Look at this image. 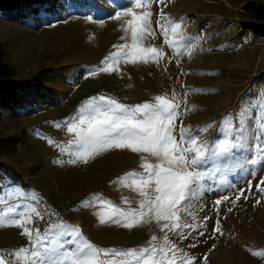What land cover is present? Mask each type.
<instances>
[{
	"label": "rangeland",
	"instance_id": "374dc122",
	"mask_svg": "<svg viewBox=\"0 0 264 264\" xmlns=\"http://www.w3.org/2000/svg\"><path fill=\"white\" fill-rule=\"evenodd\" d=\"M245 1L152 0L145 8L134 0H58L46 3L52 11L40 21H15L0 13L1 57L31 88L22 104L0 108V199L5 201L0 209L35 207L41 216L33 215L27 227L43 233L62 222L78 227L82 239L100 248L159 245L167 234L192 264H264V159L254 149L257 119L264 115V38L244 27L250 17L242 9ZM129 7L152 13L155 36L142 46L161 49L158 61L125 62L128 49L118 46L132 42L130 28L124 30L132 18L123 15ZM117 13L122 15L115 18ZM161 14L181 25L185 39L173 47L157 26L158 20L165 22ZM168 37L179 40L170 29ZM111 53L121 54L113 62L118 70L89 75ZM157 95L180 104L177 140L184 127L209 150L199 169L206 173L203 193L179 213L189 227L172 232L154 220L132 228L100 223L96 213L110 211L101 200L121 209L138 206L139 193L117 179L142 171L141 154L113 148L86 163H68L73 157L57 147L73 139L66 122L93 97L133 106L154 102ZM224 145L230 154L211 155ZM86 199L88 206L82 203ZM21 247H29L22 227L0 226L5 264H16L11 254Z\"/></svg>",
	"mask_w": 264,
	"mask_h": 264
},
{
	"label": "snow or ice",
	"instance_id": "6c2138e0",
	"mask_svg": "<svg viewBox=\"0 0 264 264\" xmlns=\"http://www.w3.org/2000/svg\"><path fill=\"white\" fill-rule=\"evenodd\" d=\"M134 3L136 7L148 8L152 0H134ZM121 15L117 13L115 18ZM123 15L132 17L126 21L124 29L127 32L130 28L132 42L130 45L118 46L120 49H128L123 53L125 62L158 61L162 58L161 49L142 46L147 37L155 36L151 29L152 13L144 11L138 14L129 7ZM161 16L165 22L161 24L158 20L157 26L162 29L165 42L173 47L183 41L185 37L179 31L181 25L169 20L164 14ZM169 29L179 36V40L169 39ZM191 50L188 49L189 53ZM120 56V53H111L89 75L118 70L113 67V62ZM179 108L180 104L174 102V98L169 99L164 95L155 96L154 102L133 106L121 104L110 97L99 96L90 98L78 109V115L72 121L66 122V131L73 134V139L67 145L57 147L61 148L62 153L68 152L73 157L68 163H86L90 158L113 148L128 149L141 154L142 171H129L117 179L122 186L139 193L142 199L138 206L121 209L101 200V204H106L110 211L96 213L100 223L112 222L132 228L154 220L162 231L167 229L172 232L189 227L181 222L179 213L187 211L190 201L199 198L203 193L201 182L206 173L199 169L207 162L209 150L205 142L198 141L184 127L179 128L177 140L174 132L175 121L180 114ZM256 128L254 149L259 158L264 159V115L258 117ZM48 143L55 142L49 139ZM230 153L231 148L224 145L212 151L211 155L221 157ZM148 157L155 158L156 162H147ZM256 162V159L251 161L253 164ZM93 197L100 199L97 194H93ZM4 203L0 199V205ZM82 203L88 206L89 201L86 199ZM216 203L219 204L220 201ZM33 215L41 216L35 207L25 206L20 210V206L16 205L0 209V226L5 223L21 226L22 234L29 238V247H21L11 254L16 264H177L178 261L179 264H192L193 258L171 244L167 234L159 245L150 242L147 247L139 249H105L82 239L78 227H68L62 222L59 225H50L43 233L39 229L29 228L26 225L32 223ZM180 236L184 238L182 232ZM155 240L156 237L153 236L152 241ZM109 256L112 258L102 259ZM0 264H5L3 257H0Z\"/></svg>",
	"mask_w": 264,
	"mask_h": 264
},
{
	"label": "trees",
	"instance_id": "16d2710c",
	"mask_svg": "<svg viewBox=\"0 0 264 264\" xmlns=\"http://www.w3.org/2000/svg\"><path fill=\"white\" fill-rule=\"evenodd\" d=\"M57 1L0 0V13L15 21H23L28 17H31L33 21H40L46 17L44 16L46 13L52 11L46 3ZM242 9L250 16L244 23V27L258 37L264 38V2L246 0L242 4ZM15 74L13 67L2 59L0 52V108L22 104L24 96L31 89L28 83L17 80Z\"/></svg>",
	"mask_w": 264,
	"mask_h": 264
}]
</instances>
